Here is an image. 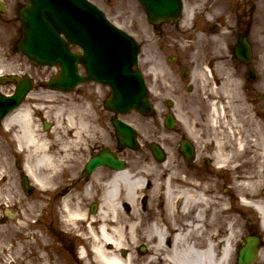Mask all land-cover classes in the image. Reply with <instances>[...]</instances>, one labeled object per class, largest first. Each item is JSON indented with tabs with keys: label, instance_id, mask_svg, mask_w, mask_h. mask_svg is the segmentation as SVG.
<instances>
[{
	"label": "bare ground",
	"instance_id": "6f19581e",
	"mask_svg": "<svg viewBox=\"0 0 264 264\" xmlns=\"http://www.w3.org/2000/svg\"><path fill=\"white\" fill-rule=\"evenodd\" d=\"M207 5L210 7L207 8ZM226 8V0L213 3L194 0L186 6L182 28L168 41L190 56L193 62L197 97L205 100L209 109L208 123L214 134L211 145L214 142L216 169L236 171L230 190L236 191L239 196H247V199L242 198L243 202L254 205L264 218V193L261 191L264 180V126L259 123L252 126L241 117L245 113H241L244 107L236 104V75L228 65L222 66L214 55V41L219 39L221 28L216 31L205 26L204 30V26H199L192 35L184 31L191 16L198 14L197 11L204 22L210 23L217 16L224 15ZM190 36L192 41L185 44L184 38ZM212 61L215 62L213 68L207 63ZM154 72L169 81V73L162 63L159 68L155 67ZM209 72H212L211 75ZM80 97L72 99L71 94L51 89L39 90L29 100L34 106L20 107L4 120L6 127L15 128V138L26 153V171L39 186L57 175L60 168L67 169L65 163L84 146L86 136L93 132L91 101ZM69 101L81 106H73ZM46 105L51 107L55 123L50 133H41L34 125L32 110L43 112L47 117ZM198 125L185 119L188 134L197 142ZM236 155L242 161L233 165ZM169 166L170 161L164 165L149 162L137 172L110 173L101 187V206L96 214L86 217L80 201L75 203L74 208L69 207V201L66 202L68 213L65 217L75 222L77 230H82L87 224L85 230L89 250H86V258L78 256L82 258V263H231L234 257L231 245L237 240L242 226L238 221L229 224L224 231L227 237L223 239L218 217L222 212L227 213L225 200L212 188L210 181L200 177L194 179L193 175L183 176L179 170ZM147 180L152 181L150 189L145 185ZM92 189L88 190V194L92 193ZM148 196L149 202L144 203ZM126 204L131 206L130 211L124 207ZM167 227L176 230L174 237L167 239ZM140 247L145 248V255L139 253ZM24 249V243L18 244L14 252L18 257L23 256ZM3 250L8 253V249L3 247ZM84 253L83 249L81 254ZM62 258L59 256L60 260ZM259 264H264V250L261 251Z\"/></svg>",
	"mask_w": 264,
	"mask_h": 264
},
{
	"label": "water",
	"instance_id": "95a60500",
	"mask_svg": "<svg viewBox=\"0 0 264 264\" xmlns=\"http://www.w3.org/2000/svg\"><path fill=\"white\" fill-rule=\"evenodd\" d=\"M155 1L150 0L152 4ZM31 2V6L22 14L25 28L21 49L39 64L61 66V75L53 83L54 87L72 89L81 81L98 80L109 83L113 88V96L108 103L111 108L119 111H128L132 108L148 111L146 94L140 93L143 85L141 76L133 66L138 47L130 37L110 25L103 13L85 0H31ZM67 5H72L80 11L82 14H79V18L82 20L87 23L94 22L97 31L93 33L91 28L94 26L83 25L72 15L69 16L68 11L62 8ZM176 6L179 8L178 2ZM149 14L153 20L166 19L171 15L158 11H149ZM61 32L69 41L79 43L84 48V55L72 54L68 43L60 37ZM242 48L247 51V46L243 45ZM79 63L87 70L85 78L77 73ZM133 79L140 80L141 84H133L131 82ZM29 88V83L25 82L15 97L9 99L0 95V102L4 103L1 112L19 104ZM117 126L120 139L124 141L122 134L132 131L120 123H117ZM127 143L131 145L130 142ZM100 162L111 164L113 160L111 157L103 156L95 158L91 164L96 165ZM254 240L251 239L248 247L241 252V263L247 264L255 259L257 249L253 245Z\"/></svg>",
	"mask_w": 264,
	"mask_h": 264
},
{
	"label": "rangeland",
	"instance_id": "374dc122",
	"mask_svg": "<svg viewBox=\"0 0 264 264\" xmlns=\"http://www.w3.org/2000/svg\"><path fill=\"white\" fill-rule=\"evenodd\" d=\"M95 2H97L99 5L101 4V7L106 10V13L108 15V17L118 26H120L122 29L126 30L128 33L132 34L139 42H141V44L144 43V47L147 43V48L142 49V59L140 58V63H139V67L140 69L143 70L145 77L150 81V86L152 88V96L155 97L157 100H165V98H175L177 102L182 103V105L180 106L184 111H190L193 113V119L194 121H196V123H199L198 125V133H204L206 134V132L208 133V137L206 139H202L200 138L199 144H203L205 146L210 147V142H211V137L214 136V134L212 133V128L209 125L208 122H206V120L203 118L204 116V112L206 110H208V105L207 102L203 101L202 98L197 97V93L196 91L189 90V78L186 79V81H184V85L179 83V80L175 82V85H173L172 87H167V85L165 84H161L158 85L156 84L155 81H157V76L156 74H153V72L155 71V67L159 68V64H158V60L159 59H163L165 65L167 63H169L170 65H172L175 68V71L178 70V75L180 76V78L184 77V70L189 69V67L184 66V64H181V57H180V64L177 65V63H170L164 56L168 55L172 52H165V53H161L158 51H154V43L152 41H154V39H157V32L156 34L153 32V30H149L148 27L145 25V21H146V16L140 6V4L137 2V0H110L109 5H106L104 0H94ZM249 0H242L238 5L239 8H242L245 4H247ZM253 1L250 2L249 6L252 7L253 6ZM237 2V0H236ZM20 4V2H19ZM107 6V7H106ZM111 9V10H110ZM238 12L237 8H236V13ZM12 16V13L9 11L6 13V15L4 17H10ZM229 16H233V9H231L229 11ZM257 23L262 25L260 26V28H258L256 31H254V33L252 34V39L256 45L257 48V52L261 53L262 56L264 55V47H263V35H264V17L263 15L260 14V16L257 18ZM20 25V21L18 22H13L11 24H9L7 27H4L2 24L0 25V70L1 69H6V70H21V71H25L28 73L33 74L35 77H37L39 80L45 79L46 77H48L50 74L55 72V69L52 68H43V67H37L34 64L30 63L27 58L19 51L18 47H17V43L21 34V31L18 30V27ZM19 36V37H18ZM215 43H219L220 40H215ZM155 53V55H154ZM183 57H186L185 53L181 52ZM4 54V55H1ZM200 59V58H199ZM177 75V76H178ZM178 76V78H179ZM93 88L95 87L94 85H89V86H81L79 89H77L75 92L71 93L72 99H76L77 98H81L79 96V94L81 92H84L85 90L87 92H89L88 88ZM0 89L3 90L4 92H10V90H12V88L10 86H0ZM106 89V88H104ZM107 90V89H106ZM77 93V94H75ZM78 95V96H77ZM174 99V100H175ZM184 99V100H181ZM82 102V101H81ZM186 104H183V103ZM50 103V102H47ZM60 103H64L65 102H60ZM69 103H72L71 101H69ZM83 104H85L83 102ZM73 106H81L80 104H74L72 103ZM47 109L46 111H48L47 113V120L48 122L54 124L55 120L53 118L54 113L51 111V107L49 105H46ZM197 107V108H196ZM253 112V111H252ZM241 113H247V110H242ZM244 114V115H245ZM244 115L241 117L250 125H255L256 122L250 118L249 115L245 116ZM125 119H127L128 121L135 123L136 125H138L140 127V129H142L144 136H142V139L146 142L147 140H150L152 138H154V135L149 137V132H147V128H151L152 125L150 123V121L148 120H144L142 118L139 117V115L137 114H130L129 116H127ZM202 120H204L205 122H203ZM35 124H39V131L42 133H45L46 130L44 128L43 122L40 118H35ZM146 128V129H145ZM153 129V128H152ZM161 130L163 131V129L161 128ZM202 130V131H201ZM154 132H156V130L154 129ZM47 133H50V130L47 131ZM0 134L3 135H7L9 134L8 132H6L4 130V127L2 125V123L0 122ZM114 135V134H113ZM166 136H164L165 139ZM6 138H8L6 136ZM168 139V138H166ZM10 140V138H9ZM169 140V139H168ZM163 141V140H162ZM113 144H115V140L113 141ZM0 146H2L1 141H0ZM80 156V153L77 154V156L75 157V159H77V157ZM148 159V158H147ZM178 159V158H177ZM150 162V159L146 160V163ZM236 164V161H235ZM0 167L3 168L4 170L7 171H13L12 168V163H11V158L10 156H7L4 153L3 148H0ZM140 167V166H138ZM144 169L140 168V170ZM208 167L204 169V171H207ZM66 173V171L64 172V174ZM223 177V186L224 187V192L226 193L224 195H226V199L228 204L230 203L232 205V208L234 209L233 211H230L228 214H221L222 218H223V222H221V227L225 228V225L230 223V220H232V218H236V207H240L242 208L243 212H244V216L246 217H251L252 219L254 218L256 221V214L255 212H253V210L251 209H247L244 207L239 206L238 202H236V196L234 192H231L230 190L228 192L225 191L226 187H228L231 183L235 182L236 179V171H232V170H223L222 173H220ZM62 174L60 175L61 178ZM60 178L53 182L52 184L58 183ZM8 185V184H7ZM6 185V188L2 190V196L4 195H10L12 192L15 191L14 196L16 198V200L21 199V195L20 192L17 189V186H15L13 183H11L10 185H14L13 189L8 188ZM220 187V191H223V188ZM229 188V187H228ZM10 191H9V190ZM45 191L42 189L38 190V193L36 195H34L31 199V205L27 204V203H23L22 208H31L32 211H34V205H37L39 203V199L42 198L41 193H44ZM236 192V191H235ZM48 194H52L53 191H48ZM5 197V196H4ZM34 204V205H33ZM0 212L3 213V206H1L0 208ZM6 220H8V222H6L3 225L0 224V242H5L3 241V236L2 234L5 233L4 237L6 236V234H8V228L10 227L11 224L16 223L17 221L13 220V219H9L7 218ZM8 223V225H6ZM259 229V227H258ZM260 230V229H259ZM262 230V229H261ZM263 234H264V230H262ZM28 236L27 235H23V237ZM29 241H31L32 239L29 237L28 239ZM36 243L33 246H29V249L27 250V254H31L32 256L36 257L38 259V261L36 262H32L33 264H43V260L45 264H59L58 259H56V256L58 253L56 252V250H58V248L55 249H50L47 251L41 249L39 247V243H40V239H36ZM142 253V252H141ZM45 254V255H43ZM143 255H145V253H142ZM2 256H0V264H8L9 260H13L15 259L17 264H29L27 263L24 259L20 260L21 258L18 257L14 250H13V254L10 251V253L8 255L6 254H1ZM6 255V256H5ZM40 256L42 257L40 259ZM232 264H234V260L232 262ZM258 264V262L256 263Z\"/></svg>",
	"mask_w": 264,
	"mask_h": 264
}]
</instances>
